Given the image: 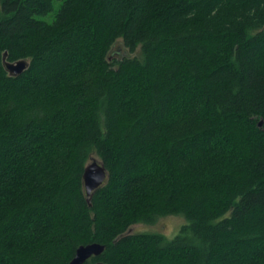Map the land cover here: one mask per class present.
Masks as SVG:
<instances>
[{
	"label": "trees",
	"instance_id": "obj_1",
	"mask_svg": "<svg viewBox=\"0 0 264 264\" xmlns=\"http://www.w3.org/2000/svg\"><path fill=\"white\" fill-rule=\"evenodd\" d=\"M164 217L173 237L130 231ZM89 244L264 264V0H0V264Z\"/></svg>",
	"mask_w": 264,
	"mask_h": 264
},
{
	"label": "water",
	"instance_id": "obj_2",
	"mask_svg": "<svg viewBox=\"0 0 264 264\" xmlns=\"http://www.w3.org/2000/svg\"><path fill=\"white\" fill-rule=\"evenodd\" d=\"M6 53L3 54L2 62L4 67L7 69L9 76H17L25 70L28 63L25 61H17L14 63H7L5 61ZM107 173L103 168L102 164L93 160L91 163L87 164L84 168V172L82 175L83 186L85 190V194L88 197L87 201L89 203L92 192L97 189L102 183L105 181ZM103 246L98 244H89L86 246H80L75 251L73 259L69 262V264H86L87 260H90L91 257H98L102 253ZM95 264H103V263H95Z\"/></svg>",
	"mask_w": 264,
	"mask_h": 264
},
{
	"label": "rangeland",
	"instance_id": "obj_3",
	"mask_svg": "<svg viewBox=\"0 0 264 264\" xmlns=\"http://www.w3.org/2000/svg\"><path fill=\"white\" fill-rule=\"evenodd\" d=\"M181 223L182 220L179 217H164L159 219L158 223L155 225L147 226V225L139 224L132 227L130 231L131 232L159 231L164 233L167 238H170L176 234L177 229L179 228Z\"/></svg>",
	"mask_w": 264,
	"mask_h": 264
}]
</instances>
